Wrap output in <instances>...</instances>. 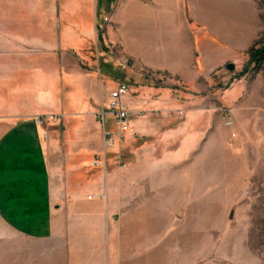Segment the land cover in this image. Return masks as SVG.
Returning <instances> with one entry per match:
<instances>
[{
  "label": "crops",
  "instance_id": "crops-1",
  "mask_svg": "<svg viewBox=\"0 0 264 264\" xmlns=\"http://www.w3.org/2000/svg\"><path fill=\"white\" fill-rule=\"evenodd\" d=\"M98 1L101 9L97 0H0V240L37 243L31 257L43 264H163L157 196L139 206L147 174L109 158L103 146L99 114L126 75L106 88V60L87 51L106 37L147 68L193 81L188 0ZM100 10L109 20L99 41ZM68 51L95 68L82 90L69 75ZM133 88L123 98L131 124L138 136L150 134L153 112L178 105L167 92L153 100L147 88ZM106 129L114 130L108 114ZM160 136L162 143L169 135Z\"/></svg>",
  "mask_w": 264,
  "mask_h": 264
},
{
  "label": "rangeland",
  "instance_id": "rangeland-1",
  "mask_svg": "<svg viewBox=\"0 0 264 264\" xmlns=\"http://www.w3.org/2000/svg\"><path fill=\"white\" fill-rule=\"evenodd\" d=\"M187 9L193 81L155 72L127 56L121 45L104 37L107 22L99 11L105 41L103 47L88 44L87 52L90 60H106V88L122 72L131 95L133 85H140L149 98L163 99L167 92L165 98L178 105L153 112L156 131L123 142L107 155L127 165L138 163L136 168L147 174V181L138 182L139 206L145 208V198L157 196L163 264H264V61L256 67L249 55L264 43V0H188ZM123 58L131 61L124 72ZM67 61L76 87L84 89L82 80L95 76V68L71 51ZM228 64L234 71L226 69ZM161 134L169 136L159 143ZM178 136L184 143L171 141ZM154 183L157 190L149 191L146 185L153 188ZM166 212L170 217L164 222ZM32 249L37 253L40 246L2 238L0 264H43L40 256L31 257Z\"/></svg>",
  "mask_w": 264,
  "mask_h": 264
},
{
  "label": "built area",
  "instance_id": "built-area-1",
  "mask_svg": "<svg viewBox=\"0 0 264 264\" xmlns=\"http://www.w3.org/2000/svg\"><path fill=\"white\" fill-rule=\"evenodd\" d=\"M105 22H108L109 18L104 17L103 19ZM131 66V61L127 58H123L120 67L122 68L123 72L128 70ZM157 79H162L163 75L161 73H156L153 75ZM117 89L112 91L108 96V106L106 109V112H101L99 114V117H101L102 124H103V142L104 146L107 150L112 151L115 149L121 148V143L126 139L129 138L131 140H134L138 133L134 130L132 124H131V118L129 117V111L127 106L125 105V102H123V98L128 95L129 89L128 85L125 84L123 81H120L119 84L116 87ZM106 114L110 115L113 119V125L114 130H105V116ZM166 116L170 115L173 116V114H164ZM178 115H182V111H179L177 113ZM181 117V116H180ZM50 120H55L53 116H49ZM37 122L42 124L44 123V120L41 118H37ZM94 166H100V162L95 161L93 163ZM103 165V164H102ZM91 197H88L90 199Z\"/></svg>",
  "mask_w": 264,
  "mask_h": 264
},
{
  "label": "trees",
  "instance_id": "trees-1",
  "mask_svg": "<svg viewBox=\"0 0 264 264\" xmlns=\"http://www.w3.org/2000/svg\"><path fill=\"white\" fill-rule=\"evenodd\" d=\"M105 2H107L108 4L114 2V0H105ZM99 41L101 40V32L99 31ZM249 55L251 56V61L252 64L256 65V67H259L262 62L264 61V43L262 44L261 47H257V45H255V47H253L250 51H249Z\"/></svg>",
  "mask_w": 264,
  "mask_h": 264
},
{
  "label": "water",
  "instance_id": "water-1",
  "mask_svg": "<svg viewBox=\"0 0 264 264\" xmlns=\"http://www.w3.org/2000/svg\"><path fill=\"white\" fill-rule=\"evenodd\" d=\"M226 69L228 71H234V65L233 64H228V65H226Z\"/></svg>",
  "mask_w": 264,
  "mask_h": 264
}]
</instances>
